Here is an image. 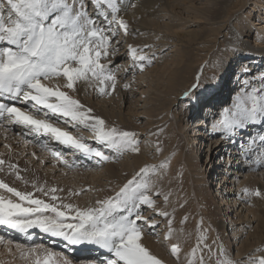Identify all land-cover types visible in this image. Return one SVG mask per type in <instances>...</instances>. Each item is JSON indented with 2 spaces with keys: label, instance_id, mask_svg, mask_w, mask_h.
<instances>
[{
  "label": "snow or ice",
  "instance_id": "1",
  "mask_svg": "<svg viewBox=\"0 0 264 264\" xmlns=\"http://www.w3.org/2000/svg\"><path fill=\"white\" fill-rule=\"evenodd\" d=\"M136 7L133 0H0V122L6 119L22 129L23 135L37 140L46 137L49 143L71 149L95 160L97 165L126 152L140 154L138 133L109 125L76 98L83 83L98 85L101 95H110L109 89L116 88L115 73L109 63L101 61L110 51L115 53L113 41L119 44L121 34L125 37L138 34L126 18V10ZM140 51L130 47L132 67L142 71L153 58ZM240 73L250 78L239 81L231 104L217 113L219 118L212 125L213 132L222 140L230 141L249 127L264 125V71L255 74L250 67L241 66ZM124 87L127 89L130 84ZM198 87L197 83L186 90L185 99L191 101ZM38 115L42 118H37ZM78 127L91 131V140L99 146L67 130ZM49 143H42V147L66 166H75ZM246 143L250 145L248 153L255 150V138ZM259 145L264 146V134L259 136ZM155 150L162 151L159 142ZM3 164L0 160V165ZM168 167L167 160L160 165L145 164L114 197L97 200L95 206L88 207L63 203L56 195L62 189L46 190L33 183L34 191H21L0 180V189L7 193L0 194V226L21 234L39 229L62 239L66 246H97L109 253L100 264H165L144 243L145 228L151 231L157 222L152 215H143L142 210L147 206L154 214L165 217L166 237H172V214L156 212L154 198L162 196L166 205L169 201L171 191L157 187ZM9 168L15 170L16 166ZM16 175L23 179L18 170ZM36 192L50 197L51 202ZM244 193L264 199V191L260 189H245ZM202 225L201 218L198 228L202 229ZM206 231L200 232L196 245L183 260L179 245H171V255L178 264H244L234 258L218 237L212 244L206 243ZM58 260L59 264H71L66 256L51 250L46 251L43 259L37 257L36 264H58ZM247 264H264V255L256 260L249 258Z\"/></svg>",
  "mask_w": 264,
  "mask_h": 264
},
{
  "label": "rangeland",
  "instance_id": "2",
  "mask_svg": "<svg viewBox=\"0 0 264 264\" xmlns=\"http://www.w3.org/2000/svg\"><path fill=\"white\" fill-rule=\"evenodd\" d=\"M236 27L238 29L239 28L241 29L240 25ZM230 28L237 32V28H235L234 26H231ZM232 38L233 36L230 38L231 40L228 38L226 39L220 38L219 40L222 46L225 47L227 44L230 43L234 45V41L232 40ZM245 38L247 37H243L242 39ZM118 39L120 40L119 44H116V42L113 41V46H115V52L117 51L116 54L115 55L109 54L108 57L111 59L106 58L107 61L106 63H109V67L113 70V72L117 77L116 88L114 90L112 89L109 90L111 92L110 95L102 96L101 94H99V92L95 94L96 91L92 90V87H90V85L84 83L85 90H83L82 97H84L87 100L89 99L88 101L90 102L101 105L104 109L107 110V113L112 112L114 114H120L123 117V119L118 120V122L112 120L113 121L111 123L112 125L117 126L123 130H131L138 133L139 139L141 141V145H140L141 148L142 147L147 148L149 152L148 155L150 156L149 157L150 159L147 161V163L145 162L144 165L145 164L160 165L163 164L166 160L169 162L167 174L164 175L163 178L159 180L157 187L164 192L171 191L172 194L169 197V201L167 205L164 203L162 196L158 198L157 197L154 198L156 199V212L167 211L172 214L171 216V218L173 219L172 227L174 229L172 237L171 238L166 237V233L168 230V222L165 217L160 216L158 214H154L153 210L147 206H145L142 210L143 215L145 216L152 215V218L158 219L156 220L157 227L155 229L150 231L147 228H145V235L148 238L151 239L154 238L155 243H157L158 246L157 248H159L154 250V254L157 255V257L159 256L158 258L163 259L165 261V264H178L176 258L171 255V251H170L171 245L172 244L179 245L181 249V253H180L181 260H183L185 255L190 252L191 248L196 245L197 237L200 234V232L203 230H207L205 233L206 243L212 244L213 240H215L218 237L219 240L222 241L223 244L226 246V248L233 254L234 258L242 260L244 264L248 262L249 258L253 260L258 259L262 255H264L263 253L264 248L258 249L256 250V252H250L249 250L247 251L244 249L246 248L244 247L245 241H247V238L250 236L251 230L254 228L256 224L255 220L253 222L246 221L248 220V218H253L250 216V214L248 213L249 211L247 210H249L250 208H257V207L264 208V206L261 205L260 203L255 204L250 199L241 200L238 194L235 193L236 187L238 185V181L243 180V177L245 176V174H247V172L244 171L242 168L241 170L236 171L238 173H236L235 175V172L232 173L233 169L231 170L230 169L231 167H229L227 163L225 164V161L227 160L228 149L230 148V146L227 148L225 147V143H222L224 145L221 144L222 146L220 145L221 147H219V149H216L217 147L216 144L219 143V141L221 142L222 140L220 135L209 134L208 127L205 126H203V131L205 133L204 135L203 134L194 135V133H196L195 129L197 128V126H194V123H196L195 121H197V117H195L194 114L196 113V107L197 110L203 112L206 108L205 107L206 100L211 99V97L215 95L213 93L216 92L214 89L211 90L210 93L207 92L208 94L206 93L204 94L205 91L204 88L206 84H208V82H212L216 80L213 75H211L210 73L206 74L204 72L205 68L206 69L208 68L209 70L211 69V67L205 66L207 64L204 63L198 64L195 69L196 71L193 72L192 75L193 78L191 79V81L187 83L186 86H183L182 90L180 89L181 93L178 91V93L180 94L177 95V92L175 91V93L171 94L170 92L166 91L162 85L165 84L166 87L169 68H173L175 66L177 60V54L175 52H169L168 55L167 52L171 48L163 49L161 50V52L156 51L155 53L154 51L153 52L149 51V53H151L149 57L153 58V62L150 65H146L144 70L141 71L139 70L138 67L135 69L132 67L133 62L130 53L131 46L130 43L127 42L128 38L123 36V34H121V36ZM246 44L250 46V41H246ZM252 44L253 47L256 48L264 46V42L259 43L252 41L251 45ZM221 51H222L221 48L217 50L216 53L217 55L216 57L212 58L211 63H213V61L220 59L218 55H222ZM165 59H167L166 72L161 74L160 67L162 66V63H164ZM101 62L105 63V59H102ZM154 66L157 67H155L153 71H149V69ZM237 67L238 65H235L233 69V74L230 75L227 74L224 76L225 79L223 80V83H225L226 86L228 84L231 85V83H233L236 80L235 75L238 72ZM262 71H264V64L262 70L259 69V71L257 72L260 73ZM252 72L255 73L256 72L255 69H252ZM197 83L199 84V87L196 89L193 99L191 101L185 99L183 93L186 90H189L193 84H197ZM125 84H130V87L126 89L124 87ZM231 88H229V91ZM229 91H225L223 93L225 94V97H222L224 99H221L220 101H218V103L223 102L225 100L228 101L230 97H232L231 95L229 96ZM176 96L177 99L174 102V98ZM226 105H228V103H226ZM214 108L215 110H217L218 109L217 105H215ZM147 112L150 113L147 115ZM159 112L161 113L159 114ZM213 114L214 112H212L209 116L205 117L206 120L205 123L207 121L209 122L210 119L212 120L211 117L213 116ZM37 118H42V116L38 115ZM125 118L127 119L130 118V120H128L129 122L126 121ZM208 122L206 124H208ZM60 125L61 124H58V126ZM6 127H8V125H6ZM67 130L70 131L72 135L78 138L80 137H83L84 139L85 137L91 138L93 135L86 128L85 129L84 128L81 129L80 127L67 128ZM4 131H6L7 135L6 134L0 135V153L4 151L8 157L10 156V158H12L13 156L14 157L20 156L25 158L26 160H31L34 157L35 163L38 162L37 160H39L40 162V159H42L41 153L45 152L44 151L45 148L44 149L42 148L41 150L40 148L42 145L40 146L38 141L25 140L28 141L27 143L30 144L26 143L23 149L21 148L23 147V142L20 143L21 146H18V142H16L17 140L22 139V141H24L25 139L19 130H12L13 132V133L11 132L12 134L8 132V129H4ZM13 136L17 140H14ZM7 139L8 141H5ZM13 140L15 142H13ZM45 140L46 138L43 140V143L48 142V140L46 141ZM85 141L92 143L93 146H99L93 140L87 141L85 139ZM157 142H159L162 148V151L160 152H156L155 150L157 146ZM222 142L225 141L223 140ZM7 144H9L10 146ZM13 146H15L14 147L15 149H12L13 152L16 153L17 150L18 151L20 150L19 152L17 151V156L14 154H12L11 156V154H9L12 153L10 147ZM55 146L58 145L55 144ZM35 147L38 148V151L35 153H31V150L35 149ZM56 149L61 151L59 146ZM49 153L50 151L48 152V154ZM63 153L64 154L66 153L64 155L65 157L64 159L69 158V156L68 157L66 156L68 155V153L73 154L72 150L70 151L64 150ZM128 154H130V152H126L123 155L119 156L117 159H114L112 161H107L104 163L113 162L114 164H118L117 162L123 161V159L124 158L126 159L127 156L129 157ZM190 155H193L194 157L193 161L191 160L192 158L190 157ZM46 158L48 159L47 155ZM50 159L52 160V158H49V160ZM51 160L50 161L45 160L41 164L45 162L43 167L51 166L53 164ZM188 160L189 161L191 160L193 162L192 165H190L191 163L190 164L188 163ZM71 162L72 164H74L73 161ZM89 164L90 166L92 165L90 169L93 168L91 169V171L97 169L100 170L101 168L104 169L105 167V164L103 163L97 165L94 164V162L90 161ZM187 164H189L190 167L189 165L187 166ZM236 165H237L236 161H234V170ZM141 167L134 166L132 168V173L131 174L129 173L127 179H131L133 174L138 172ZM53 168L54 169H52V172L54 171L53 177L56 180L55 182H59V179H61L60 175L63 173L62 170L63 168H65V170L70 169L65 164H60L58 168L56 167ZM223 168L225 170H223L222 172ZM35 169L38 170L41 169V171L43 170L42 166L40 165L39 166L33 165L30 170L32 172L35 171ZM77 169H79V167L74 168L73 173L88 172L85 171L84 168L78 171ZM196 170L198 173L196 172ZM228 170H230L231 172H228ZM102 172L103 173H101V176L98 177V184H96V188L90 186L85 187L81 189L80 192L78 190V194H75L77 196L81 195L82 193L86 195L88 193V196L90 194L89 197L91 198L89 199L88 206L91 205L95 206L98 198L102 197L105 192H109L110 190L111 191L114 190L115 192L112 191L113 193H111L109 197H114L115 193H117L119 189L123 186V184L126 183L127 179L124 180L122 184L116 186L115 188L109 186L107 185L108 183V180L106 179L107 177L104 178L105 176L104 171ZM8 173L9 172L7 171V174ZM219 173L223 175L221 178ZM199 177H201V181ZM262 177L263 175L261 176V178ZM261 178L260 181H262ZM152 179L155 181L157 180V177L152 176ZM11 180L15 181V179H11ZM21 185H26L29 187L30 183L27 182V184H21ZM111 187L112 189L108 190V188ZM30 190L34 191V189L33 190L30 189ZM101 192L103 195L101 194ZM99 194H101L102 196H98ZM39 197L45 199L44 196L42 197L39 196ZM218 199L222 200V202H218ZM181 205H183V207H181ZM185 216L188 217L187 220H184ZM201 218L203 220L202 229L198 228V222L201 220ZM245 222L251 223V226L247 227L246 225L243 224ZM6 230L8 232L12 231L11 229L5 226L4 231ZM37 232H41V231L39 229L34 228V229H30L28 233H37ZM0 237H2V239L0 240V264H13L18 257L21 256L28 257L30 256V253H32L30 252L29 249H27L29 247H27L26 249L19 251L21 253L20 254L21 256L20 255L16 256V254L13 256L11 250L10 251L4 250V243L2 241H4V239H6L8 236L6 237V235L3 234L2 232L0 233ZM249 240L253 241L254 238L253 239L250 238ZM46 251L47 250H38V252L32 254L30 258H25L26 259L25 262H22L21 264H32V263L36 264V262H34V260L37 259L36 257L38 256L40 259H43V257L46 255ZM51 251L52 252L55 251V253H57L59 250L54 249ZM90 254L91 253H81L77 256H74V258L73 256L72 257L69 256L68 259H70V261L73 263L80 264L81 262L85 264L84 262L86 261H83L81 257L90 256ZM62 256L64 255L62 254ZM92 260L93 261L88 262V264H97V263L100 264L99 262L103 261L104 259L100 258L99 259L100 261L98 260V262L96 259H92ZM28 261L29 263H26ZM58 264H59V260H58Z\"/></svg>",
  "mask_w": 264,
  "mask_h": 264
},
{
  "label": "bare ground",
  "instance_id": "3",
  "mask_svg": "<svg viewBox=\"0 0 264 264\" xmlns=\"http://www.w3.org/2000/svg\"><path fill=\"white\" fill-rule=\"evenodd\" d=\"M133 2L137 4V7L134 9L128 8L126 10V18L130 23V27L134 30H137L138 34L127 36L128 38L127 42L130 43V46L140 49L141 50L140 54L147 56H150L151 54L149 53V51L151 52L154 51L155 53L156 51L161 52V50L168 48H171L167 52L168 55L169 52H175L177 54V60L175 66L173 68H169L166 87L165 84L162 85L166 91L170 92L171 94L175 93L176 91L177 95L180 94L181 93L180 89L182 90V87L186 86L187 83H189L193 78L192 77L193 72L196 71L195 69L198 64L204 63L207 64L205 66L211 67V69L209 70L208 68L207 69L205 68L204 72L206 74L210 73L211 75L214 76L216 80L212 82H208V84H206L204 88L205 90L204 94L205 93L208 94L207 92L210 93L211 90L214 89L216 92L213 93L215 95L211 97V99L206 100V104H205L206 108L203 112L197 110V107L195 106L196 113L194 114L195 117H197V121H195L196 123H194V126H197V128L195 129L196 133H194V135L197 134L204 135L205 133L203 131V126L208 127L209 134H215L212 130V125L215 122V120L219 118L217 113H219L223 107L229 106L231 104L234 93L237 91L239 87V81L250 78L247 75L240 73L241 66H248L251 69H255L256 71L255 73L257 74H258L257 71H259V69L262 70L263 68L264 46L256 48L253 47V44L251 45V42L252 41L259 43L264 42V0H133ZM239 25L241 26V29L239 28L240 30L236 27ZM231 26L237 28V32L231 29L230 28ZM232 36H233L232 40L234 41V45L230 43L227 44L225 47H223L219 39L220 38L230 39ZM240 37L242 38L247 37V38L242 39ZM246 41H250V46L246 44ZM145 45H151V47L145 48L144 47ZM220 48L222 49L221 51L222 55H218L220 59L213 61V63H211L212 58L216 57L217 50ZM233 49H235V51H233ZM116 52L113 55H115ZM110 54H112L111 51ZM106 62L107 61L105 59V63ZM166 64H167V59H165L164 63H162V66L160 67L161 74L166 72V67H167ZM235 65H238L237 69L239 72V73L237 72L235 75L236 82L234 81L233 83H231V85L228 84L226 86L225 83H223V80L225 79L224 76L227 74L228 75L233 74V69ZM155 67L157 66L150 68L149 71H153ZM85 84L84 83L81 84L79 86V91L76 93V98H78L82 104H84L86 107L91 108L94 114L104 118L106 122L109 123V125L113 122L112 120L118 122V120L123 119V117L120 114H114L112 112L107 113V110L104 109L101 105L90 102L88 101L89 99L87 100L84 97H82L83 90H85L84 89ZM90 87H92V90L96 91L95 94L98 93V85H90ZM229 88H231L230 91ZM178 91L180 93H178ZM225 91H229V96L231 95L232 97H230L228 101L225 100L223 102L218 103V101L224 99L222 97H225V94H223ZM176 99L177 96L174 98V102L176 101ZM226 103H228V105H226ZM215 105H217L218 108L217 110H215L214 108ZM212 112H214L213 116L211 117L212 120L210 119L209 122L207 121L208 124H206L207 122L205 123L206 121L205 117L209 116ZM149 113L150 112H147V115ZM160 113L161 112H159V114ZM125 120L128 121L130 120V118L128 119L125 118ZM6 125H8L9 128L6 127ZM60 127L64 128L67 126L61 124ZM252 127H256V126H252ZM80 128L82 129L83 127ZM4 129H8V132L10 133L12 132V130H19L20 133H22V129H20L18 126H14L10 121L6 119L0 122V135L6 134L7 130L4 131ZM249 130L250 127L244 132L238 133L230 141L228 140H224L225 142H222L223 140H221V142L219 141V143L216 144L217 145L216 149H219V147L224 145L222 143H225V147L227 148L230 146V148L228 149L227 160L225 161V164L227 163V165H230L229 167H231L230 168L231 170L233 169L232 173L235 172V175L236 173H238L236 171H239L242 168L244 171L247 172V174H245V176L243 177V180L238 181V185L236 187L235 193L238 194L241 200L250 199L253 203L255 204L260 203L261 205L264 206V199L255 196L249 197L244 193L245 189L247 190L260 189L261 191H264V158H262L263 154L261 153L263 151L262 149L257 148V146L259 145H256L255 150L248 153V149L250 145L247 147L245 140L249 138L248 137ZM90 133L92 134L91 131ZM23 137L25 138L24 141H22V139L17 140L13 136V139L17 140L16 142H18V146H21L20 143L23 142V147H21L23 149L25 147V144L28 142L25 140H31V141L36 140L39 142V145L41 146L43 140L46 138V137H41L39 138V140H37L36 138H33L31 135L28 136L23 135ZM85 139L87 141L91 140V138L89 137H85ZM249 139L252 138L250 137ZM14 140L13 142H15ZM5 141H8V139ZM47 143H49V141ZM241 143H244L243 148H246L247 151L244 149L237 150L238 145ZM49 146L54 148H57L59 146L61 150L60 152H62L63 154V158H65L64 155L66 154V153L64 154L63 151L71 150L64 148L60 145L55 146V143H49ZM14 147L15 146L10 147V149L11 150L15 149ZM36 147L35 149L31 150V153H35L38 151V148ZM42 148L43 147L41 146L40 149L42 150ZM17 151L15 153L12 150V153L9 154H11V156L12 154L17 156ZM44 151H45L44 153H41L42 159H40V162L39 160H37L38 161L37 163H35L34 157L31 160H26L25 158L20 156L18 157L13 156L12 158H10V156L8 157L6 153L3 151L2 153H0V160L4 161V164L0 165V180H3L4 182L8 183L9 186L16 187L18 190L21 191H28V189L29 191H31L30 189L33 190V186H32L33 183H35L37 187L43 186L46 190L52 187H55L58 190L62 189L63 191H58L56 193V195H58L61 198V201L63 203H73L80 207H88L89 199L91 198L89 197L90 194L88 196V193L86 192L87 195L82 193L81 195L77 196L74 195L73 193H78V190L80 192L81 189L89 186L96 188V184H98V177L101 176V173H103L102 171H104V175H105L104 178L107 177L106 178L108 180L107 185L115 188L116 186L122 184L123 181L127 179L129 173L130 174L132 173V168L134 166L141 167L144 165L145 162L147 163V161L150 159L147 148L142 147L140 154H134L130 152V154H128L129 157L127 156L126 159L125 158L123 159V161L117 162L118 164H114L113 162L103 163L105 164L104 169L103 168L100 169L98 167L100 170L97 169L91 171V169L93 168L90 169L92 165L90 166L89 162L91 161L94 162V164H96L95 160L86 159L82 155L78 153H74L72 151L73 154L68 153V155H66L67 157L69 156V158L66 160H68L69 163L71 164H72L71 161H73L75 166L69 167L70 169L68 170H65V168H63L62 170L64 174L62 173L60 175L61 179H59V182H55L56 180L53 177L54 171L52 172V169H54L53 167L58 168L59 165L63 163L57 157L53 156L51 152L48 154L49 151L45 149ZM245 153L248 154L246 155ZM46 155L48 156V159L46 158ZM190 157L192 158L191 160L193 161L194 159L193 155H190ZM49 158H52V160L51 159L50 160L53 164L51 166L43 167L45 162L43 164L41 163L45 160L50 161ZM191 160L190 161L188 160V163L189 164L191 163L190 165H192L193 163ZM234 161H236L237 164L235 170H234ZM189 164H187V166ZM9 165H15L16 169L14 170L9 168ZM33 165L34 166L40 165L42 166L43 170L41 171V169L40 170L35 169V171L31 172L30 169L32 168ZM77 167H79L77 171L84 168L85 171L88 172L73 173L74 168ZM17 170L19 171V176L22 177L23 179H19L17 177L16 175ZM223 170L225 169L223 168L222 172ZM7 171L9 172L8 174ZM228 172L231 171L228 170ZM219 175L220 178L223 176L221 173H219ZM262 175L263 177L261 178ZM199 178L201 181V177ZM260 178L262 181H260ZM11 179H15V181ZM24 181L30 183L29 187L26 185H21V184H25ZM112 187L108 188V190L112 189ZM110 191L105 192L104 195L101 192L103 196L99 194L98 196H102V197H99L98 200L109 197L110 194L113 193L112 191L114 190H112L111 192ZM0 194H5L3 189H0ZM36 195L41 197L43 196L42 193H40L39 195V193L37 192ZM45 199H49L48 201L51 202L50 197H45ZM218 202H222V200L218 199ZM247 211H249L248 213L253 218H248V220L246 221L253 222L255 220L256 224L254 228L251 230L250 236L247 238V241H245L244 247L246 248L244 249L247 251L249 250L250 252H256V250L264 248V208H259V207L250 208ZM152 219L154 221L158 220L157 218H152ZM243 224L246 225L247 227L251 226V223L249 222H245ZM4 228L5 226H0V233L3 232V234L6 235V237L8 236L6 239H4V241H2L4 243V250L5 251L11 250L13 256L15 254L16 256H19L21 254L19 251L26 249L28 247L27 245L29 244L30 245L32 244V247L27 248L30 250V252H32L30 253V256L34 253H37L38 250H54L55 247H52L53 244L63 246V249L61 250L58 249L59 250L58 252L63 254L67 258H69V256L71 257L73 256L74 258V256H77L81 253H91L90 256L81 257L83 261H86L84 262L85 264H88V262L93 261L92 259H96L98 262L100 258L105 259V257L109 255V253H107L106 250L88 244L70 245V247L75 248L73 250H70L71 253L74 252L75 250L77 251L74 255L69 254L68 252L64 251L66 242L60 238H54L51 237L49 234L42 232L24 233V234L18 233L14 230L8 232L7 230L4 231ZM250 238L252 239L254 238L255 241L249 240ZM143 239L146 246H148L153 253L155 249H159L157 248L158 246L157 243H155L154 238L153 239L148 238L144 234ZM46 243L48 244V246L45 245ZM18 245L21 247H18ZM33 249H35L34 252L32 251ZM30 256L18 257L13 264H21L22 262H25L26 260L25 258H30ZM34 262H36V260H34ZM26 263H29V261ZM71 264H78V263L71 262ZM80 264L83 263L80 262Z\"/></svg>",
  "mask_w": 264,
  "mask_h": 264
}]
</instances>
